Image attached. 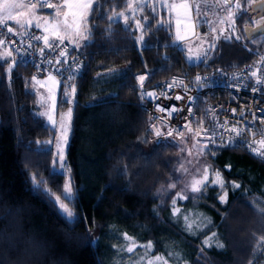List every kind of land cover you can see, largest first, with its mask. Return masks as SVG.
<instances>
[{"label":"trees","instance_id":"obj_1","mask_svg":"<svg viewBox=\"0 0 264 264\" xmlns=\"http://www.w3.org/2000/svg\"><path fill=\"white\" fill-rule=\"evenodd\" d=\"M121 12L127 15L118 24L102 18ZM145 17L151 29L142 32L136 22L143 25ZM167 18L162 5L140 4L131 13L128 0H99V7L94 3L89 10L88 38L79 47L85 53L84 63L70 84L59 85L57 97L58 112L67 107L65 92L74 97L66 149V171L74 188L73 200L66 201L74 209L71 219L56 204L67 174L53 167L55 131L40 115L32 88L35 76H49L31 65L13 64V54L7 60L0 56V264H101L108 229L152 239L161 249L160 225L176 231L189 264H255L261 259L257 255L254 260L253 252L264 239V216L247 200L253 196L264 200V159L242 147L220 146L217 137L218 145H209L214 152L208 156L211 165L240 188H229L222 204L216 189L207 187L197 201L211 219L203 232L191 237L168 219L175 189L168 190L165 202L155 210V190L168 187L174 176L176 148H157V140L174 143V139L155 135L153 125L165 133L168 128H158L159 120L141 107L150 99L142 94L160 92L162 83L187 70L212 72L263 58L253 47L232 43L229 54L221 52L229 43L224 39L207 59L189 64L174 43ZM141 35L147 48L136 39ZM140 76L145 77L143 87ZM205 103L202 97L195 99L186 129L209 140ZM92 227L98 229L95 243ZM212 232L223 247L199 252L198 245Z\"/></svg>","mask_w":264,"mask_h":264},{"label":"rangeland","instance_id":"obj_2","mask_svg":"<svg viewBox=\"0 0 264 264\" xmlns=\"http://www.w3.org/2000/svg\"><path fill=\"white\" fill-rule=\"evenodd\" d=\"M254 0H239L240 7H237V0H232L231 3H225L223 0H128L129 12H133L136 9V5L146 4L161 6L166 10L167 23L171 24L174 31V43L183 51L185 60L189 64H194L205 56L206 53L213 52L215 48H219L222 45V41L225 39L229 43H224V49L221 52L229 54V47L232 44L236 46L244 47L248 50H252L251 47L257 53L264 58V34L252 39L247 40L243 33V24L247 21L246 10L250 3ZM25 4L36 3L35 8L21 9L24 14L17 17L25 23V27H36L39 24L47 34L65 39L76 46L80 47L88 38V31L86 27V20L90 8H83L82 5L87 3L88 0H73L71 5V11L64 9L68 12L67 17L61 12L57 15L56 5H62L63 0H48L53 4L52 8L41 7L39 0H23ZM189 4L191 7L184 9L179 7L181 4ZM172 4L176 7L169 8L167 5ZM197 6L199 12H197ZM120 18H125L127 15ZM120 13L116 14L118 16ZM114 16V17H115ZM30 21V23H29ZM15 24L14 21H10ZM67 25V27H65ZM19 26V25H18ZM227 36H231L232 39H226ZM236 36L240 39L237 40ZM229 45V46H228ZM228 48V49H227ZM0 56L9 57V50L0 45ZM239 58V56H237ZM261 59V58H259ZM59 83L51 77L35 76L33 78V90L37 96V103L40 106V115L44 118L47 124L54 129V136L51 141L53 148V167L56 171L66 173V180L62 194L59 197V202L56 204L59 210L60 202L67 205V200L64 199L66 194V188L69 189L68 195H73L74 188L70 176L66 171V149L70 135V125L72 117V108L74 104V97L70 91L63 94V98L67 101V107L64 110L57 111V97L59 93ZM148 92H154L150 90ZM158 128L165 126L164 122H156ZM156 128V127H155ZM157 129V128H156ZM194 130L184 128L183 135L178 136L176 130H173L174 144L176 145V156L173 163V174L168 187L159 186L155 192L156 198L155 210L163 205L168 195V190L175 189L172 198L169 201L170 209L168 219L178 224L177 229L184 232L186 235L195 237L198 233L203 232L210 224L211 219L208 214L203 211L202 208L197 206V201L201 200L205 190L201 193H192L191 186L193 182H203L204 177L207 176V187H213L216 189L215 195L217 200L223 191H228L229 188L237 190L234 185L237 182H227L222 177L220 171L214 168L209 162V155L213 152L212 147L217 146L218 142L212 144L210 140L201 139L198 134H193ZM203 131V130H202ZM204 132V131H203ZM200 134H202L200 132ZM205 135V134H204ZM164 141V140H163ZM210 145V146H209ZM209 149L212 151L209 152ZM62 155L63 159H60ZM207 170V171H205ZM219 173V176L216 175ZM223 180V189L219 186V180ZM217 181V183H213ZM171 184H175V187H170ZM163 190V191H162ZM185 190L187 193V199H180L175 194ZM176 200L175 207L178 209L176 215H173V200ZM227 200V197H226ZM248 203L257 211L258 214H262L259 209L264 208V200L258 196L248 198ZM221 203V202H220ZM224 204V203H223ZM72 211L74 209L70 208ZM65 215V214H63ZM187 217V220L185 219ZM190 225V227H189ZM160 247L156 248V243L152 239L141 240L131 232H116L115 230L108 229L105 233L106 248L101 258V264H149V261H153L154 264H189L185 260L182 252L180 251L181 244L178 238L175 236L176 231L170 226L160 225ZM167 227V228H165ZM215 233V236H213ZM125 234L131 237L132 240L125 239ZM90 236L93 243L97 242L98 229L92 227L90 229ZM163 236V238L161 237ZM209 241L210 246H205V240ZM151 241L152 249L150 253L145 256L141 261L140 257L144 255V251L139 245H147ZM135 243V253H128L120 251V249H126L132 243ZM223 243L218 238L216 232L208 234L202 239L198 245V251L202 252L203 249L209 247H216L220 249L218 245ZM162 257L161 261H155V257ZM257 264V262L255 263ZM259 264H264V255L259 260Z\"/></svg>","mask_w":264,"mask_h":264},{"label":"built area","instance_id":"obj_3","mask_svg":"<svg viewBox=\"0 0 264 264\" xmlns=\"http://www.w3.org/2000/svg\"><path fill=\"white\" fill-rule=\"evenodd\" d=\"M8 25L13 27L17 35L7 33L6 28L0 30V39H5V44L1 46L13 54L15 62L20 65H31L38 73L52 77L59 84H70L75 79L84 63L83 50L65 39L47 34L38 27L20 28L10 21ZM6 36L11 39H7ZM34 36L39 39H33ZM70 72L71 80L68 79ZM197 77L202 79L197 81ZM258 79L264 81V58L241 66L217 68L212 72L192 74L187 70L185 74L173 75L162 83L161 91L156 93V97L159 98L144 100L141 107L153 117H163L165 124L176 129L179 124L188 125L192 117L184 121L173 120L167 117L166 112L156 111L154 105H178L185 108L186 113L189 105H186L184 99H175L177 95L186 96L192 100L193 113L195 99L202 97L206 99V125L209 132L215 129L216 137L220 141L222 137L225 145L242 147L252 155L264 159V134H262L264 122L257 119L252 130L244 127L251 121L256 109L264 108V88L257 92L251 90L253 87L260 88L255 83ZM165 85L168 87L165 88ZM245 85L248 87L245 88ZM232 109H236L237 114L243 109L246 119H241L238 115L233 116ZM256 115L264 116V113L256 112ZM225 121L228 124L227 128L223 127ZM239 129H244L242 136L238 134Z\"/></svg>","mask_w":264,"mask_h":264},{"label":"snow or ice","instance_id":"obj_4","mask_svg":"<svg viewBox=\"0 0 264 264\" xmlns=\"http://www.w3.org/2000/svg\"><path fill=\"white\" fill-rule=\"evenodd\" d=\"M40 2V6L41 7H48V8H52L53 7V4L49 3L48 0H39ZM226 3H231V0H225ZM73 3V0H63V4L62 5H56L57 7V15H59L61 12H63V14L65 15V17H67L68 15V12L66 11H63L64 9H68V11H71V5ZM96 4L97 7H99V0H88L87 3H84L82 5L83 8H91L93 4ZM260 4H261V7H264V0H260ZM127 6V5H126ZM35 8L36 7V3H29V4H25L23 2V0H0V30L6 28L7 29V33H11L13 36L17 35V33L14 31L13 27L12 26H9L8 25V21H14L16 25H19L20 28H24L25 27V23L18 19L17 17L19 16H22L24 13L22 11H19L21 9H26V8ZM167 7L169 8H173V7H176L175 5H172V4H169L167 5ZM179 7L181 8H184V9H188L189 7H191L189 4L185 3V4H181L179 5ZM237 7H240V4H239V0H237ZM154 11V9H153ZM197 12H199V7L197 6ZM124 15L123 13H120L118 16H111V15H105L104 19H107L110 21L111 24H118L120 22V16ZM252 22L253 23H256L257 26H258V30L262 27H264V18L262 19H255L253 18L252 19ZM30 23V21H29ZM137 26L138 28H140V30L143 32V31H147V30H150L151 29V25L148 23V18L145 17L144 18V24L141 25V22L140 21H137ZM36 27H39V24L36 25ZM65 27H67V25H65ZM125 28L127 29L128 26L127 24H125ZM130 31V29H128ZM6 35V34H5ZM251 34L249 33V36ZM7 39H11L10 37H7ZM33 39H39V37H32ZM45 39V43L47 44V37L44 38ZM141 44H143V46L145 48H147L149 45L144 42V39H143V35H141L140 37H137L136 38ZM226 39L230 40L232 39L231 36H227ZM236 39L239 40L240 37L239 36H236ZM12 43H15V41H12ZM5 44V39H0V45H4ZM11 55V53H9V56ZM5 60H7V57H4ZM205 59H207V53L205 54ZM59 62V61H58ZM13 64H15V61L12 62ZM12 71V68L10 67L9 68V74L11 73ZM57 71H60V69H57ZM68 79L71 80L72 79V73L70 72L69 75H68ZM137 79L139 81H141V87H143V80L145 79L144 76H140V77H137ZM202 78L201 77H197V81H200ZM205 83H208V82H205ZM256 85H259L260 88H257V87H253L251 90L253 92H257V91H260L261 88H264V81L262 80H256ZM210 86V84H209ZM165 88L168 87V85H165L164 86ZM248 86L245 85V88H247ZM72 91L74 92L75 89L73 88ZM166 95V93L164 94ZM143 97H147V98H159V97H156V94L154 92H146V93H143L142 94ZM169 99H171V97H168ZM175 99L176 100H181V99H184L185 100V103L186 105H189L187 107V111L185 113V108L181 107V106H178V105H167V106H162V105H159V104H156L154 105L155 107V110L158 111V112H161V113H165L167 114V117L170 118V119H179L181 121H184V120H189L190 117H192L193 113L191 111V104H192V100L188 99L186 96H181V95H177L175 96ZM251 110V109H249ZM256 112H261V113H264V108H258L256 109V111L253 112V115H252V119L251 121H249L247 124H245V128H247L248 130H252L255 128V121L257 119H260L261 122H264V116H259L257 117L256 115ZM181 113H185L184 115H181ZM232 113H233V116H239L241 119H246L245 117V112L243 109H241L240 113L237 114L236 112V109H232ZM175 114V115H174ZM155 119H158V120H161L162 122H164V118L163 117H154ZM188 125L187 124H179L176 126V134L178 136H182L183 135V130L184 128H186ZM153 127V130L155 131V135L157 137H160V136H172L173 135V128L171 127H168L167 124H165V127L168 128L167 132H161L159 129H156L155 128V125L152 126ZM223 127L227 128L228 127V124H227V121H225ZM233 127H235V125H233ZM190 130V129H189ZM243 131L244 129H239L238 130V134L239 135H243ZM264 134V133H262ZM216 136H217V132L215 131V129H213L210 134H209V140L212 144H215L216 143ZM156 146L157 148H168V147H176V145L172 142V141H169L167 143H165L164 141L162 140H157L156 142ZM220 146H223V142H222V137H221V145ZM212 150L209 149V152H211ZM60 159H63L62 155L60 156ZM207 171V170H205ZM217 176H219V173H216ZM213 183H217V181H213ZM219 186L221 187V189H223L224 185H223V180L220 179L219 180ZM170 187H175V184H171ZM235 188H240V185L239 184H235L234 185ZM207 189V176L204 177V181L203 182H199V181H196V182H193L192 186H191V192L192 193H201L202 190H206ZM69 191V189L66 188V194L64 196V199L68 200L69 202H71L73 200V197L71 195H68L67 192ZM163 191V190H162ZM178 198L180 199H187L188 196H187V193L185 190H181V192H178L175 194ZM226 197H227V192L226 191H223L222 194L219 196V200L220 202L223 204V203H226L227 200H226ZM57 202H59V197L57 198ZM173 203V215H176L177 212H178V209L175 207V204H176V200L174 199L172 201ZM60 208L62 209V212L63 214H65L66 218L67 219H71L73 218L74 214H73V211L67 207L66 204L60 202ZM259 211L264 214V208H261L259 209ZM185 219L187 220V217H185ZM190 227V225H189ZM213 236H215V233H213ZM125 239H128V240H132L131 237H128L127 234H125ZM211 240V237H209L208 240H205V246H210L209 245V241ZM219 247H223L222 244H219L218 245ZM135 243L133 242L130 246H128L126 249H120V251H127L128 253H132L134 255H138L135 253ZM139 247H141L144 251V255L140 257V260L143 261L145 256H147L151 249H152V243L151 241L148 242L147 245H139ZM257 255H264V239H262V242H261V247L257 250H254L253 252V259L255 260L256 259V256ZM162 260V257H155V261H161ZM149 264H154L153 261H149ZM164 264H167V262L165 261ZM250 264H251V261H250ZM257 264H259V261H257Z\"/></svg>","mask_w":264,"mask_h":264},{"label":"water","instance_id":"obj_5","mask_svg":"<svg viewBox=\"0 0 264 264\" xmlns=\"http://www.w3.org/2000/svg\"><path fill=\"white\" fill-rule=\"evenodd\" d=\"M249 14L255 13L256 17H261L264 15V7H261L260 0L253 2L248 10ZM243 33L247 40L255 39L264 34V27L258 30V26H250L244 25L243 26ZM249 33L251 34L249 36Z\"/></svg>","mask_w":264,"mask_h":264},{"label":"flooded vegetation","instance_id":"obj_6","mask_svg":"<svg viewBox=\"0 0 264 264\" xmlns=\"http://www.w3.org/2000/svg\"><path fill=\"white\" fill-rule=\"evenodd\" d=\"M231 1H232V0H231ZM255 1H257V0H254L253 2H255ZM223 2H225V0H223ZM253 2H252V3H253ZM225 3H226V2H225ZM252 3L249 4V6H248V8H247V10H246L247 21H246L243 25L256 26L257 24H256V23H253V22H252V19L255 18V19L259 20V19L264 18V15H262L261 17H256V16H255V13H253V14H249V13H248V10H249V8H250V6H251Z\"/></svg>","mask_w":264,"mask_h":264},{"label":"crops","instance_id":"obj_7","mask_svg":"<svg viewBox=\"0 0 264 264\" xmlns=\"http://www.w3.org/2000/svg\"><path fill=\"white\" fill-rule=\"evenodd\" d=\"M145 4V3H144ZM146 4H148V3H146ZM138 5H140V3L138 4ZM138 5H136L135 7H137ZM10 57V56H9Z\"/></svg>","mask_w":264,"mask_h":264}]
</instances>
